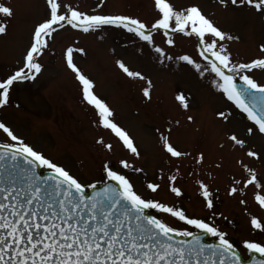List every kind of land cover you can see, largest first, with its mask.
I'll return each mask as SVG.
<instances>
[{"label":"rangeland","instance_id":"1","mask_svg":"<svg viewBox=\"0 0 264 264\" xmlns=\"http://www.w3.org/2000/svg\"><path fill=\"white\" fill-rule=\"evenodd\" d=\"M0 2L13 9L10 18L3 17L7 34L0 35V76H4L19 66L35 24L46 16V3L45 0ZM170 2L177 8L198 4L223 31L238 36V40L227 41L233 61L247 62L262 55L259 45L264 44V14L230 4L223 7L218 0ZM71 3L90 14H124L138 17L147 24L158 18L154 0H104L100 7H97L99 0H71ZM169 31L175 40L173 46L165 43L162 30L153 32L155 44L173 57L161 62L152 46L120 27L105 25L87 33L67 25L57 29L48 48L38 58L42 71L34 80L15 85L10 104L0 109V119L7 121L27 143L84 182H96L104 176L105 159L113 164L118 159L127 160L131 167L123 171L137 191L164 203L178 204L189 216L206 220L211 216L214 225L226 233V238L246 253L244 240L264 244V228L255 229L250 223L253 215L264 223V208L255 200L256 191L264 195V136L246 133L252 123L211 85L214 74L200 76L193 66L175 59L187 53L202 67L207 65L199 56L198 38ZM68 46L74 49L73 62L93 81L95 94L108 104L115 122L133 138L139 156L125 149L110 129L98 123L93 106L83 103L82 85L66 65ZM117 60L151 80L150 98L144 97L142 92L147 86L146 80L129 77L119 68ZM250 74L264 83V71L254 70ZM180 92L189 100L187 109L176 100ZM220 111H225L227 119L217 115ZM188 116L193 120H187ZM233 133L246 140L245 147L229 140ZM161 134L167 135L186 155L170 158L162 148ZM100 138L103 144L98 142ZM2 139L4 136L0 133ZM104 144H111V150ZM247 148L258 151L261 158L248 157ZM201 153L203 160L197 163L196 158ZM242 164L257 170L261 188L250 184L243 192L229 195L234 180L247 178ZM135 168L142 171L135 172ZM172 174L177 175L175 183L182 189L179 198L167 188V177ZM197 180L209 185L214 198L212 209L205 208ZM148 181L159 183L160 189L156 193L148 192ZM241 200L245 203L241 204ZM152 210L172 226L197 230L170 214Z\"/></svg>","mask_w":264,"mask_h":264},{"label":"snow or ice","instance_id":"2","mask_svg":"<svg viewBox=\"0 0 264 264\" xmlns=\"http://www.w3.org/2000/svg\"><path fill=\"white\" fill-rule=\"evenodd\" d=\"M45 3L46 16L35 24L19 66L0 76V109L10 104L11 92L17 83L34 80L42 71L43 65L38 58L48 48L49 40L57 29H63L65 25L85 33L105 25L123 28L152 46L161 62L173 57L155 44L153 32L162 30L165 43L173 46L175 40L169 31L171 29L172 33L196 36L199 56L208 63L202 67L187 53L175 59L193 66L200 76L214 74L211 85L242 110L252 123L246 128V133L264 136V83L250 74L254 70L264 71V44L259 45L261 56L247 62L233 61L227 41L238 40L239 37L223 31L195 3L177 8L170 0H154L158 18L151 24L124 14H90L73 6L71 0H45ZM103 3L104 0H99L97 7ZM218 3L223 7L230 4L264 14V0H218ZM12 15L13 9L0 2V35L7 34L3 17ZM73 51L71 46L66 48V65L82 85L83 100L95 109L98 123L110 129L125 149L139 156L133 138L115 122L113 110L93 91V81L73 62ZM116 63L129 77L146 80L147 86L142 88V92L144 97L150 98L151 80L139 71L130 70L121 60ZM237 78L243 82L242 85L237 84ZM176 100L183 108L189 107V100L183 92L176 95ZM217 115L227 119L225 111ZM187 120L192 121L193 117L188 116ZM0 133L4 136L0 140V264H237L239 261L232 242L214 225L211 216L207 220L189 216L178 204L164 203L137 191L123 171L131 167L127 160L118 159L113 164L105 159L102 172L112 183H104L96 190L95 183L82 181L65 166L27 143L4 119H0ZM228 138L234 145L246 146V140L238 138L235 133ZM160 140L170 158L179 159L186 155L170 142L167 135L161 134ZM98 142L103 144V138ZM104 147L110 151L112 145L104 144ZM246 155L261 158V154L252 148H247ZM201 160L202 153L196 162ZM242 167L247 178L234 180L228 190L229 195L243 192L250 184L261 188L257 170L248 164H242ZM134 171L139 173L142 169L135 168ZM167 180L169 192L181 197L182 189L175 183L177 175H168ZM196 183L205 208L212 209L214 198L209 185L203 180ZM88 189H94L91 195L87 194ZM146 189L156 193L160 184L148 181ZM255 200L264 208V195L260 191L255 192ZM150 209L170 214L199 231L172 226L162 217L146 211ZM250 223L255 229L264 228V223L254 215ZM202 233L218 237L219 243L205 244L201 240ZM242 243L249 251L264 253V244L249 240ZM259 264H264V261Z\"/></svg>","mask_w":264,"mask_h":264},{"label":"water","instance_id":"3","mask_svg":"<svg viewBox=\"0 0 264 264\" xmlns=\"http://www.w3.org/2000/svg\"><path fill=\"white\" fill-rule=\"evenodd\" d=\"M237 84L242 85L241 82H237ZM104 183H112V182L108 181L106 178L103 181L99 182L98 184H95L96 190L102 188L104 186ZM93 190L94 189H88L87 194L91 195ZM146 211L154 215L153 211L151 210H146ZM193 232H198V231H193ZM177 239H190V237H177ZM201 240L205 244L219 243L218 238H215L214 236L207 234V233L201 234ZM233 248H234V251L237 253V256L239 257V261L237 262V264H259V262L264 261V255L262 253L256 252L255 250H252V251L248 250L247 254H243L237 247L233 246Z\"/></svg>","mask_w":264,"mask_h":264}]
</instances>
